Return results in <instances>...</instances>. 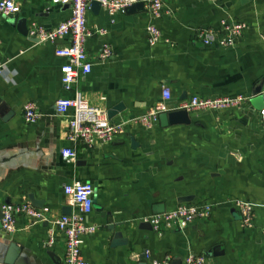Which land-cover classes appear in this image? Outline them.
I'll use <instances>...</instances> for the list:
<instances>
[{
    "label": "crops",
    "instance_id": "0c3cea01",
    "mask_svg": "<svg viewBox=\"0 0 264 264\" xmlns=\"http://www.w3.org/2000/svg\"><path fill=\"white\" fill-rule=\"evenodd\" d=\"M16 1L20 13L0 15V61L6 63L0 74V208L28 203L47 212L42 220L17 216L14 233L0 221V264L8 239L20 243L23 264H65V237L54 221L70 212L63 190L73 180L95 188L87 223L96 231L81 247L89 264H139L145 253L147 264H184L190 255L207 264H264V118L257 102L264 93V0H164L153 21L161 31L154 46L146 7L111 18L91 0L87 26L106 34L87 41L93 70L80 76L77 88L90 105L113 111L112 122L146 114L163 101L165 87L171 109L192 96L245 99L225 111L188 112L186 121L169 120L165 127L160 121L151 129L128 124L112 142L76 145L74 161L61 155L72 144L68 117L55 110L56 101L69 96L61 81L66 60L56 55L66 41L39 44L29 35L35 26L56 28L70 8ZM221 20L243 24L242 35L232 47L205 46L197 32L218 28ZM105 44L113 55L102 61ZM28 103L41 114L35 124L24 120ZM235 200L254 204L250 228ZM181 206L212 210L183 229L157 233L148 225ZM110 225L120 238L109 236Z\"/></svg>",
    "mask_w": 264,
    "mask_h": 264
},
{
    "label": "built area",
    "instance_id": "2783aa9c",
    "mask_svg": "<svg viewBox=\"0 0 264 264\" xmlns=\"http://www.w3.org/2000/svg\"><path fill=\"white\" fill-rule=\"evenodd\" d=\"M101 8L111 18L119 14H125L126 10L137 3H144L148 11L151 23L147 26L148 42L151 46L157 44L161 38V31L153 23L161 15L164 0H96ZM216 3L219 0H206ZM91 0H47L49 5H70L69 18L52 30L35 26L30 29L29 35L39 44H55L65 40L66 44L57 48L56 55L64 58L66 63L61 67V81L69 96L59 98L55 103L57 115L68 117V140L72 147L64 148L61 155L71 161L76 160V145L83 144L87 148H93L97 144L112 142L125 131L128 124L141 125L147 129L153 128L160 116L170 111L187 112H220L240 106L245 98H200L192 96L188 100L181 101L176 108L171 109L167 102L171 100V91L163 88V101L151 108L146 114L131 118L125 122L115 123L108 116V111L92 106L79 91L77 85L80 76H87L93 70L86 51L87 41L95 35L104 36L106 30L100 28L91 30L87 26V13ZM21 11V6L16 0H0V15L12 17ZM245 26L237 22L221 20L218 28H202L197 32L205 46L218 43L222 47H232L242 35ZM113 55V49L105 44L101 53L102 61ZM6 63L0 61V74H4ZM264 104V93L262 94ZM264 118V106L260 110ZM41 118V114L34 103H28L24 108V120L27 124H35ZM66 203L72 210L70 215H63L54 221L55 228L64 235L66 243L65 264H89L81 252L85 235L96 231L94 226L87 223V217L94 207L95 188L89 182L73 180L64 187ZM235 208L239 211L244 227L253 225L255 206L244 200H235ZM211 206H181L176 210L157 214L148 222L155 232L170 230L175 227L186 228L199 219H206L211 214ZM47 210H37L28 203L7 204L2 207V228L8 233H14L17 227V216H27L36 220L44 219ZM49 244H53L52 237ZM154 264H168V262H155ZM184 264H207L205 257L190 255L185 258Z\"/></svg>",
    "mask_w": 264,
    "mask_h": 264
},
{
    "label": "water",
    "instance_id": "95a60500",
    "mask_svg": "<svg viewBox=\"0 0 264 264\" xmlns=\"http://www.w3.org/2000/svg\"><path fill=\"white\" fill-rule=\"evenodd\" d=\"M92 6H93V8H101L100 4L96 0H93ZM65 7L71 8L70 5H65ZM139 7H142L143 9H145V4L144 3L134 4L132 7L128 8L126 10V13L133 11L134 8H139ZM257 102L259 103V110H261L264 106L262 95L257 99ZM108 116L110 119H112V117L114 116V112L108 111ZM187 116H188V112L185 110L171 112V113H164L160 116V123L162 124V126L165 127V126H167L169 120L172 121L173 123L178 122V121H186ZM69 211L70 212L66 213L65 215L71 214L70 208H69ZM2 220H3V214H2V209L0 208V221L2 222ZM148 225L151 226L150 223H148ZM1 226H2V223H1ZM107 232H108L109 236H113L116 239L120 238L122 235L121 233L116 232V226L115 225L108 226ZM118 246H122V245H117L115 242L112 244V247H118ZM21 250H23V249L20 247L19 242H17L16 240H13V239H8L5 242V244L3 245V247L1 248V257L3 258V262L5 264H23V257L22 256L19 257L21 255V254H19V252ZM212 255L217 256L215 250L212 252ZM146 258L147 257H146V253H145L140 257L141 261L139 264H147Z\"/></svg>",
    "mask_w": 264,
    "mask_h": 264
}]
</instances>
